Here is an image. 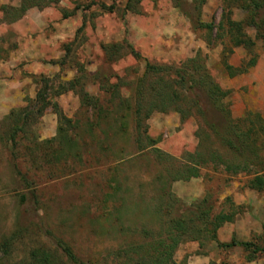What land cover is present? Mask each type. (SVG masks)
<instances>
[{
  "label": "rangeland",
  "instance_id": "rangeland-1",
  "mask_svg": "<svg viewBox=\"0 0 264 264\" xmlns=\"http://www.w3.org/2000/svg\"><path fill=\"white\" fill-rule=\"evenodd\" d=\"M97 4H113L114 10L103 12ZM125 4L59 0L20 14V0H0V240L19 234L2 264L24 260L38 246L58 252L57 238L81 259L107 256V264H117L111 252L165 238L164 223L188 215L202 199L211 215L234 216L214 239L179 244L173 264H264V254L252 248L218 246L231 240L263 245L264 188L256 191L249 183L255 176L264 179V31L256 36L244 27L251 45L231 47L219 29L221 18L227 14L230 21L243 22L245 13L226 0H204L199 10L190 0H181L178 8L170 0H139L136 12L125 11ZM76 6L71 17H61ZM114 44L123 49L118 58H107L101 47ZM127 44L139 58L126 52ZM228 48L232 51L225 57ZM194 58L227 92L230 117L239 120L234 132L252 130L241 135L238 151L217 142V135L229 139L231 127L202 95L195 100L208 125L194 116L181 121L175 112H153L138 128L128 117L122 131L112 114L88 133L87 123H96L94 112L80 107L79 92L104 103L107 83L132 102L146 63L176 67ZM61 60V66L53 64ZM40 78L52 88L46 91L49 106L34 115L10 150L2 141L12 125L10 112L31 111ZM75 79L72 91L54 94V88ZM115 113L128 114L125 109ZM57 127L64 132L59 134ZM145 137L155 142L159 159ZM210 150L221 164L209 160L197 178L171 181L173 169L188 154L199 151L206 157ZM224 164L241 169L226 171Z\"/></svg>",
  "mask_w": 264,
  "mask_h": 264
},
{
  "label": "trees",
  "instance_id": "trees-1",
  "mask_svg": "<svg viewBox=\"0 0 264 264\" xmlns=\"http://www.w3.org/2000/svg\"><path fill=\"white\" fill-rule=\"evenodd\" d=\"M58 1L59 0H20L19 13L22 14L28 7L42 8L51 4L54 5ZM170 1L175 7L178 8L180 6L181 0ZM226 1L228 5H233L234 7L242 9L245 13V18L243 22H233L229 20L228 15L226 14L221 18L219 29L225 32V36L231 47L251 45V41L243 32V29L244 27L252 28L256 36L260 33V30L264 31V0ZM138 2L139 0H126L124 10L136 12ZM190 2L194 8L199 10L204 3V0H190ZM77 7L78 6H76L70 13L62 12L61 17L63 19L71 17L74 11L78 9ZM97 7L106 13H112L114 10L113 4L109 6L97 4ZM203 28L209 29V26L204 25ZM259 35L261 36V34ZM101 48L107 58L110 59L112 57L113 59L118 58L120 51L123 49L115 44L104 45ZM125 48L126 52L133 58H139L138 54L134 52L128 44L125 45ZM231 49L232 48L223 49L225 57L231 53ZM198 61L199 60L196 58L188 59L176 67L151 65L146 63L142 75L136 80L137 86L132 102L131 100H127L125 97L120 96L116 91L115 85H108L107 83L102 86V89L105 90L104 92L108 93V97L105 99L104 103H100L97 98L86 93L79 92L78 97L80 107L84 108V110L88 108L94 112V121L96 123H87L88 133L92 131L93 127L97 126L99 120H106L108 116L112 114L114 115L112 122L116 123L122 131L125 130V122L128 117H130V121L133 120V126L138 128L153 112H175L179 115L181 121L187 117L194 116L201 118V120L206 123L205 117L202 116L203 112L199 108L198 100H195V97L197 98L198 96V98H200V95H202L203 98L207 99L210 106L215 108L223 121L231 127L232 134H230L229 139L217 135L215 136L217 142L222 147H226L232 151H238L240 145H243L240 141L241 135L247 137L252 130L248 129L245 134L241 133V135L234 132L238 127L233 124L237 123L239 120H233L230 117L228 102H226L228 96L227 92L222 91L210 80L202 67V64ZM63 63L64 60L53 62V64L60 66ZM252 63L253 62H251V65ZM226 68L231 69L229 66ZM77 83L78 80L75 79L67 82L66 86H57V88L53 89L54 94L58 96L65 92L72 91ZM39 84L40 87L38 86L34 93V98L31 100L33 104L31 111L22 108L10 112V115H13L12 125L7 132L3 134L4 136H2L3 145L9 143L10 150L15 148L16 139L19 138L20 135L25 134V127L30 124V122H34V119H36L34 115H42L43 111L49 106V102L46 100V91L52 88L47 87V80L41 78L37 82V85ZM52 109H56L54 104L52 105ZM122 109H125V112L128 114L118 115L115 113ZM256 119L258 120V123L262 124L260 119ZM65 122L69 124L68 120H65ZM232 127H235V129H232ZM208 128L212 130L213 133V126L210 125ZM57 132L62 134L64 131L57 127ZM213 134L215 135V132ZM232 137L234 138L232 139ZM145 139L147 147L151 148L159 159L162 154L158 152L157 149L152 148L155 142L146 137ZM44 143H49V141L46 140ZM137 143L140 145L141 150L146 149V147L144 148L141 146L139 141ZM57 152L62 153L57 150L53 151V153ZM209 160L212 161V163H222L220 157L213 150H210L206 157H204L199 151H196L194 154H188L184 163L179 164L173 169L174 176L171 177V181H187L190 178H197L199 176L200 168L203 165H206ZM224 165L226 171L229 170L230 167L232 172L241 169L240 166ZM16 175L28 188L29 184L24 176L19 172H16ZM249 187L250 189L261 191L264 188V179L261 176H255L249 183ZM21 200H23V198H21ZM173 201L175 200L173 199ZM204 203L205 202L202 199L197 203V205L199 204L198 206H194L193 209L189 211L188 215L186 214L182 217L168 219L164 223L166 226L164 228V232L166 233L165 238L157 237L146 244L127 245L124 250L111 252V259L117 264H173V253L179 244L186 241H198L205 236L214 239L216 230L224 223L230 222L234 216L232 213L222 212L211 215L208 208H203ZM18 237L19 234H12L0 240V264H2L3 259L10 257L11 248ZM54 246L59 253L38 246L36 248H31L24 260L12 264H107V256L94 261L89 260V258L85 260L79 258L73 252L71 247L61 239L57 238L54 242ZM218 246L223 248L241 246L245 250L252 248V253L264 254V239L261 247H254L248 243H240L234 240H231L226 244H218Z\"/></svg>",
  "mask_w": 264,
  "mask_h": 264
},
{
  "label": "crops",
  "instance_id": "crops-1",
  "mask_svg": "<svg viewBox=\"0 0 264 264\" xmlns=\"http://www.w3.org/2000/svg\"><path fill=\"white\" fill-rule=\"evenodd\" d=\"M41 61H42V60L40 59L39 62H41ZM42 65H43L42 63L39 64V66H40L41 68L44 67V66H42Z\"/></svg>",
  "mask_w": 264,
  "mask_h": 264
}]
</instances>
